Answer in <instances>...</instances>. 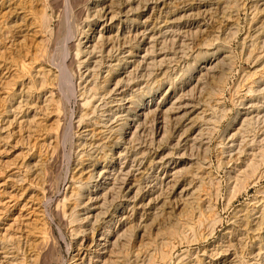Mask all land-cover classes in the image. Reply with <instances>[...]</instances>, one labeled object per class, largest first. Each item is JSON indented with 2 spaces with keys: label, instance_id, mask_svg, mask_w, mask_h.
Instances as JSON below:
<instances>
[{
  "label": "rangeland",
  "instance_id": "1",
  "mask_svg": "<svg viewBox=\"0 0 264 264\" xmlns=\"http://www.w3.org/2000/svg\"><path fill=\"white\" fill-rule=\"evenodd\" d=\"M132 1L0 0V264H80L77 250L83 264L94 262L90 243L128 185L151 191L159 203L144 222L132 220L126 244L109 247L106 264H139L153 251L158 264L164 238L173 239L167 264L197 258L209 264V254L228 243L241 264H264L253 260L259 244L251 234L240 243L225 236L264 191V179L237 192L227 176L253 154L251 144L264 131L263 122L237 135L246 90L264 72V0ZM102 25H112L109 35ZM208 49L217 66L198 79L201 62L199 70L188 67ZM118 91L126 95L122 102ZM154 94L160 112L132 124L136 107ZM185 104L186 111L176 110ZM161 158L182 162L174 192L170 173L155 166ZM181 189L186 199L176 195ZM228 192L236 195L230 204ZM200 213L195 239L170 236L180 218L196 221Z\"/></svg>",
  "mask_w": 264,
  "mask_h": 264
},
{
  "label": "bare ground",
  "instance_id": "2",
  "mask_svg": "<svg viewBox=\"0 0 264 264\" xmlns=\"http://www.w3.org/2000/svg\"><path fill=\"white\" fill-rule=\"evenodd\" d=\"M101 1V0H94V2H96V4ZM132 1V0H129ZM137 1V0H136ZM93 2V3H94ZM113 2V1H112ZM133 2V1H132ZM105 3V2H104ZM97 6V5H96ZM99 6V5H98ZM104 6V5H102ZM96 8V7H95ZM98 9V8H97ZM96 11V9H94ZM101 10V9H100ZM97 14H99L101 16V13L103 14V17L105 20L108 19L109 22H112V20H114V16H113V12L107 10H101V11H97ZM98 15V16H99ZM116 15V14H114ZM119 18V17H118ZM101 19V18H100ZM114 23V22H113ZM145 23V22H144ZM105 26L103 28L104 30V34L107 36L111 33L112 31V25H102ZM108 26V27H107ZM119 28V27H118ZM99 35V34H98ZM133 35V34H132ZM104 37V36H101ZM92 38L93 41L94 40V36L92 37H87L85 38L87 40V44L92 42ZM98 41L99 39L101 40L100 37H97ZM111 38V36H110ZM109 38V40H110ZM113 38V37H112ZM116 39V38H115ZM207 39V38H205ZM103 40V39H102ZM112 40V39H111ZM105 41V40H104ZM108 41V40H107ZM133 41V40H132ZM215 41V40H214ZM213 41V42H214ZM106 42V41H105ZM103 43V42H102ZM109 43V42H108ZM212 43V42H211ZM262 43V42H261ZM81 44V43H80ZM98 44V43H97ZM96 44V45H97ZM205 46H209L210 47V40L206 41L204 43ZM262 45V44H261ZM95 47V45H94ZM124 47V46H123ZM202 47V46H201ZM93 48V47H92ZM91 48V49H92ZM107 48V47H105ZM109 48V47H108ZM84 49V48H83ZM129 50V49H128ZM89 51V50H88ZM108 51V50H107ZM122 51V50H121ZM93 52V51H92ZM91 52V53H92ZM125 52V51H124ZM134 52V51H133ZM131 50H129L128 55L130 57V55H132L133 53ZM95 53V52H93ZM76 54V53H75ZM80 52L79 50L77 51V59H79L81 61L80 58ZM99 54V53H98ZM264 54V53H263ZM263 54L261 56H263ZM100 55V54H99ZM145 55V54H144ZM84 56V55H83ZM88 56V53H87ZM82 57V56H81ZM92 57V54H91ZM128 57V56H127ZM213 57H216V52H210L209 53V49L206 50L203 54H197V56L195 57L194 63L188 67V71H196L199 70L198 62H201V64L204 66H202L201 70L197 71L198 72V79H200L202 76L205 77V75L210 74L211 72H213V70L216 68L217 66V62H215L214 60H211ZM90 58V57H88ZM227 57L225 56V59ZM223 59V58H221ZM220 59V60H221ZM228 59V58H227ZM252 59V58H251ZM90 60V59H89ZM258 60V58H257ZM88 61V60H87ZM70 63V62H69ZM72 64V63H70ZM110 64V62H109ZM84 66V64L82 65ZM128 66V65H127ZM110 67V66H109ZM66 68V67H65ZM67 69V68H66ZM120 70V67H119ZM67 71V70H66ZM187 72V71H186ZM191 72V73H192ZM69 73V72H68ZM116 73V72H115ZM125 73V72H124ZM69 75V74H68ZM190 75V74H189ZM212 75V73H211ZM193 76V75H192ZM200 77V78H199ZM211 77V76H209ZM189 78V77H188ZM197 78V77H196ZM207 78V77H206ZM214 78V77H213ZM211 78V79H213ZM70 79V78H69ZM203 79V78H202ZM112 80V79H111ZM204 80V79H203ZM251 80V79H250ZM189 81V80H188ZM196 81V80H195ZM201 81V80H200ZM199 81V82H200ZM252 83H256L258 84V86H256V84L254 86H250L247 88L246 90V95L249 96L250 98L246 99L248 100V103H244L242 104L243 109H242V113L241 112H237V117L238 118V123H239V128L237 129V135H242V136H246L250 131L252 133V129H255L256 126H258L260 123L264 122V72L258 75L257 79H255ZM73 84V83H72ZM260 84V86H259ZM197 85V84H196ZM249 86V85H248ZM120 87V86H118ZM108 88V87H107ZM121 89V88H120ZM116 90V89H115ZM114 90V91H115ZM125 90V89H124ZM116 97L118 96L121 100L120 102H122V99L125 98V93L122 91H118ZM218 93V92H217ZM156 94V93H155ZM154 95L151 96V100L148 101V103L146 102H142L141 104H139L136 109H135V113L132 117L131 123L134 124L135 122H138L140 120L141 117H144L145 115L149 114V113H157V111L160 112V110L162 109V105L160 104H155L152 102V98H154ZM209 94V93H208ZM211 95V94H210ZM212 98V97H211ZM218 98V97H217ZM216 98V99H217ZM220 99V98H218ZM179 101V99H178ZM181 101V100H180ZM84 103H87V101H85ZM177 103V102H176ZM175 104V103H174ZM164 105V104H163ZM179 105V104H178ZM188 105V104H187ZM186 104L182 105V106H178L176 108L177 111H183L185 109L186 111V107H188ZM190 105V104H189ZM218 107V106H217ZM127 108V107H126ZM175 108H173V106L170 109H167L168 111L165 112L164 116L166 115L167 112H171V110H173ZM212 109L214 110V107H212ZM129 111V109H127ZM238 110V109H237ZM244 111V112H243ZM219 112V111H218ZM130 115V112H128ZM147 113V114H146ZM188 113V111H187ZM217 113V111H216ZM221 113V112H220ZM254 113L255 116H251V114ZM262 113V114H261ZM168 114V113H167ZM128 115V116H129ZM191 115V114H190ZM253 115V114H252ZM127 116V117H128ZM163 116V115H162ZM167 116V115H166ZM185 116V115H184ZM211 116V115H210ZM126 117V118H127ZM167 118V117H166ZM175 118V117H174ZM163 119V118H162ZM128 120V119H127ZM172 120V119H171ZM210 120V119H209ZM164 122V121H163ZM234 122V121H233ZM127 123V122H126ZM141 123V122H140ZM235 124V123H234ZM128 127V126H127ZM166 127V126H165ZM214 127V126H213ZM133 128V127H132ZM191 128V127H190ZM180 129V128H179ZM235 129V128H234ZM164 130V129H163ZM258 130V129H257ZM186 131V130H185ZM134 133V132H133ZM159 134V133H158ZM164 135V134H163ZM132 137V136H131ZM163 137V136H161ZM244 139V138H243ZM256 139V138H255ZM259 140H256L253 142V144H251L253 147H256V150L253 152V154H250L245 163L240 167V168H234L235 170L233 177H229L228 176V180H232V181H236V184H238L236 190L237 192H239L240 190L244 189L247 190L248 187L252 186H256L262 179H264V168L262 166V163L264 162V131L260 134V136L258 137ZM250 144V143H249ZM250 146V145H249ZM251 148V147H250ZM120 153V152H119ZM147 154V153H146ZM113 157V156H112ZM165 157V156H164ZM113 160V159H112ZM111 161V160H110ZM243 161V160H242ZM155 162V160H154ZM186 163V162H185ZM95 164V163H94ZM113 164V163H112ZM201 164V163H200ZM239 164V163H238ZM145 165V164H144ZM94 166V165H93ZM155 166H159L162 169L167 170L170 174L167 176V184H171V187H173V192L174 190H177V181L175 180L177 175L180 174V166H182V162H173L171 163L170 160L166 161L165 158H161L159 159V161H157L155 163ZM239 167V165H238ZM160 168V169H161ZM106 169V168H105ZM113 169V168H112ZM114 170V169H113ZM110 169V171H113ZM96 171V170H95ZM109 171V172H110ZM97 172V171H96ZM100 172V170H99ZM98 172V173H99ZM106 173V170L99 173L98 176L99 177H104ZM231 173V172H230ZM95 174V173H94ZM107 174V173H106ZM99 179V178H98ZM102 180V179H101ZM71 181L73 182V177H71ZM108 181V179H107ZM214 181V180H213ZM105 182V181H104ZM145 182V181H144ZM97 183V182H96ZM77 184V183H76ZM127 184V183H126ZM233 184V182H232ZM235 184V182H234ZM78 185V184H77ZM234 186V185H232ZM90 187V186H89ZM126 187V186H125ZM235 187V186H234ZM233 187V188H234ZM150 188V187H149ZM233 188L231 190H233ZM84 189V185L79 186L78 190L82 191ZM121 189V188H120ZM123 189V188H122ZM147 189V188H146ZM188 189V188H187ZM105 190V189H104ZM144 190V189H143ZM148 190V189H147ZM152 190V189H151ZM228 190V189H227ZM243 190V191H244ZM153 191V190H152ZM91 192V191H90ZM124 192V191H123ZM165 192V191H164ZM194 192V191H193ZM84 193V192H83ZM94 193H97L96 191L92 192V195ZM241 193V192H240ZM239 193V194H240ZM187 194V190L186 189H181L179 192H177V196L178 197H184V199H186V196H188ZM193 194V193H192ZM237 193V195H239ZM259 196L255 197L253 199V203L250 209H246L240 212V217L238 219V221H235V224L227 230L225 231V236H233L231 240H229V242H237L240 243V236H249V234H251L250 236H252L253 239H255L258 244L259 247L257 249H255V251H257L256 253H254V251L251 252L252 256H253V260L257 257H260V259L262 261H264V242L263 241V237L261 236L262 233H260L261 231L264 230V215H263V210L261 209V207L264 205V191L259 192ZM154 194L149 191L146 192L144 194H141L140 189L139 188H135V186L133 185H128L125 188V192H124V199L122 201V203H120L119 208L116 210L115 214L113 216H109V217H104V223H105V228L103 230V232L100 234V237L97 240H93L89 241L90 246L92 248L95 249V261H91L90 260V264H99V263H105V260H103L105 257V255L107 254V250H109V247H113L115 246V248L117 247L116 244H118L120 241L122 242L123 239H127L130 237V235H128L129 233H131V231H133L131 228V231L128 232L130 223L132 222V220L135 218L136 220V216L139 217L140 222H144V219L147 218V211L149 212L150 210V206L153 203H159V198L156 197H152ZM81 196V194H80ZM79 196V197H80ZM83 196V195H82ZM99 196V195H98ZM104 196V195H103ZM161 196V195H160ZM192 196V195H191ZM236 195L234 194V192H228L226 195V200L228 202V204L231 203V201L233 200V198ZM89 197V196H88ZM106 197V196H105ZM102 197V198H105ZM176 197V196H175ZM86 198V197H85ZM91 198V197H90ZM94 199V198H93ZM180 199V198H179ZM64 200V199H63ZM105 200V199H104ZM101 201V200H100ZM83 203V202H81ZM94 203V202H93ZM101 204H103V202L101 201ZM105 204V202H104ZM184 206V205H183ZM212 206V205H211ZM259 206V207H258ZM101 207V206H100ZM104 208V206H103ZM62 209V208H61ZM178 209V208H177ZM93 216V215H92ZM70 217V216H69ZM194 217V216H193ZM191 217V218H180L178 225H177V229L170 235L171 237L176 236V238L178 239V241H187L188 237L187 234H191V238L195 239L197 237L196 234V229L201 225L202 223V218L203 215L200 213L199 215V219L195 221V219ZM65 218V217H64ZM100 219V218H99ZM82 220V219H81ZM98 220V219H97ZM138 220V219H137ZM134 222V221H133ZM211 223V222H210ZM215 223V222H213ZM136 225V223H135ZM142 225V224H141ZM172 225V224H171ZM169 226L172 229L174 228L173 226ZM176 225V223H175ZM237 225V226H236ZM166 226V225H165ZM211 226V225H209ZM214 226V224H213ZM104 227V226H103ZM102 227V228H103ZM79 228V227H78ZM140 229V227H138ZM176 228V227H175ZM211 228V227H210ZM171 230V229H170ZM212 230V229H211ZM210 231V229H209ZM128 232V233H127ZM147 232V231H146ZM96 233V232H95ZM100 233V232H99ZM163 233V232H162ZM86 237V236H85ZM225 237V238H226ZM83 238V237H82ZM163 238V236H162ZM248 238V237H247ZM86 240V239H85ZM173 239L167 240V239H162L161 243H158V245L160 244V248L158 250V257L160 262L158 264H167V260L170 259V254H171V250H172V245H173ZM87 241V240H86ZM256 242V243H257ZM123 243V242H122ZM125 243V242H124ZM123 243V244H124ZM126 244V243H125ZM256 244V245H258ZM122 245V244H120ZM240 245V244H239ZM253 245V244H252ZM83 246V245H81ZM231 247V245L228 243L227 246H224L222 248H220L221 250H219V252L214 253L215 255H211L209 254V264H241V261L239 258H231L232 255L228 254V251H231V249L229 250L228 248ZM90 248V247H89ZM151 249V248H150ZM228 249V250H226ZM93 250V249H92ZM148 250V249H147ZM254 250V249H253ZM130 251V250H129ZM92 252V251H91ZM109 252V251H108ZM118 252V251H117ZM127 252V251H126ZM154 252V251H153ZM150 253L147 252V255L145 256V258H143L144 260H140L139 264H157L156 261H154V253ZM250 252V251H249ZM113 253V251H112ZM207 253V251L203 252V255L205 256ZM231 253V252H230ZM89 254V253H88ZM115 255V254H114ZM235 255V254H234ZM233 255V256H234ZM76 257H78L80 264L84 263L85 260V255H83V253L81 252V250H77V253L75 254ZM89 256V255H88ZM90 257V256H89ZM112 257V256H111ZM211 257V259H210ZM242 257V256H241ZM110 258V256H109ZM116 258V257H115ZM208 258V257H207ZM213 258V259H212ZM245 258V257H244ZM88 259V258H87ZM92 259V257H91ZM102 259V262H101ZM113 259V258H112ZM111 259V260H112ZM188 259V258H187ZM242 259V258H241ZM109 260V259H108ZM115 260V259H114ZM128 260V259H127ZM189 260V259H188ZM204 260V259H203ZM211 260V261H210ZM251 260V259H250ZM78 261V262H79ZM88 261V260H87ZM110 261V260H109ZM179 261V260H178ZM177 261V262H178ZM108 262V261H107ZM180 264H201L202 260L197 258L196 260H189V261H184L183 259H180ZM89 263V262H87ZM119 263V262H118ZM109 264V263H108ZM263 264V263H262Z\"/></svg>",
  "mask_w": 264,
  "mask_h": 264
}]
</instances>
